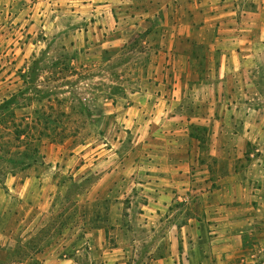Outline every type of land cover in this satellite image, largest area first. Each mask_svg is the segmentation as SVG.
Returning <instances> with one entry per match:
<instances>
[{
	"label": "crops",
	"instance_id": "crops-1",
	"mask_svg": "<svg viewBox=\"0 0 264 264\" xmlns=\"http://www.w3.org/2000/svg\"><path fill=\"white\" fill-rule=\"evenodd\" d=\"M82 1L118 41L123 20L158 31L159 66L185 72L116 107L144 151L99 175L70 255L43 264H264V0Z\"/></svg>",
	"mask_w": 264,
	"mask_h": 264
},
{
	"label": "rangeland",
	"instance_id": "rangeland-1",
	"mask_svg": "<svg viewBox=\"0 0 264 264\" xmlns=\"http://www.w3.org/2000/svg\"><path fill=\"white\" fill-rule=\"evenodd\" d=\"M86 12L82 0H0V264L70 255L99 175L144 151L146 130L116 107L135 91L177 88L185 72L159 66L158 31L132 33L123 20L118 41ZM162 73L174 80L154 79Z\"/></svg>",
	"mask_w": 264,
	"mask_h": 264
},
{
	"label": "trees",
	"instance_id": "trees-1",
	"mask_svg": "<svg viewBox=\"0 0 264 264\" xmlns=\"http://www.w3.org/2000/svg\"><path fill=\"white\" fill-rule=\"evenodd\" d=\"M35 153H38V150L35 149ZM39 158L37 157V155L35 156V158H33V163L36 164V163H39ZM30 166V165H29Z\"/></svg>",
	"mask_w": 264,
	"mask_h": 264
}]
</instances>
